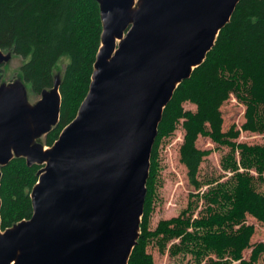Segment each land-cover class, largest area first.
Wrapping results in <instances>:
<instances>
[{"label":"water","instance_id":"1","mask_svg":"<svg viewBox=\"0 0 264 264\" xmlns=\"http://www.w3.org/2000/svg\"><path fill=\"white\" fill-rule=\"evenodd\" d=\"M96 1L90 90L51 149L37 141L60 121V79L35 105L22 82L0 85V166H44L32 218L3 232L0 171V264H129L164 110L242 0ZM11 59L0 49V66Z\"/></svg>","mask_w":264,"mask_h":264},{"label":"trees","instance_id":"2","mask_svg":"<svg viewBox=\"0 0 264 264\" xmlns=\"http://www.w3.org/2000/svg\"><path fill=\"white\" fill-rule=\"evenodd\" d=\"M102 32L96 0H0V49L25 60L21 71L27 86L38 94L52 89L56 68L66 62L60 121L46 135L45 146L52 147L77 117L90 90ZM232 95L246 107L245 123L225 132L222 107ZM186 103L196 110H186ZM181 122L185 135L180 162L196 191L209 188L192 193L179 216L151 230L160 148ZM242 132L264 134V0L238 4L205 62L179 85L165 108L151 156L140 237L129 264H155L148 252L153 243L162 254L168 250L172 257L191 256L188 264H264V244L252 245L255 227L247 223L251 216L264 224V144L238 143ZM200 137L231 149L222 160V169L231 174L226 181L200 179L210 154L197 146ZM42 168L29 167L24 158L0 167L3 231L32 218L31 195Z\"/></svg>","mask_w":264,"mask_h":264},{"label":"rangeland","instance_id":"3","mask_svg":"<svg viewBox=\"0 0 264 264\" xmlns=\"http://www.w3.org/2000/svg\"><path fill=\"white\" fill-rule=\"evenodd\" d=\"M24 61L25 60L21 56L12 54L11 61L0 66L1 84L9 85L17 81L22 82L27 88L28 101L32 105H35L41 100L42 96L41 94L35 93L23 81L21 66ZM65 67L66 62L64 61L58 65L55 70V76L57 78H62ZM184 106L186 110H196L193 104L186 103ZM245 112L246 107L244 104L232 95L222 107L224 131H229L234 125L238 129H241L242 125L245 123ZM184 135L185 131L181 122L176 132L170 138L165 139L161 145L159 155V177L156 187L157 195L150 220L151 230H155L160 221L179 216L180 213L188 207L191 201L190 195L192 193L197 194L200 191L205 192L209 188V185H205L200 191H196L189 182L187 169L180 162V149L183 144ZM45 138L46 136L38 139L37 143L45 146ZM236 141L248 145L264 144V134L242 132ZM197 146L201 150L210 152L209 156L204 159L201 165L200 179L203 182L208 180L226 181L231 174L222 169V160L231 152V149L228 147H220L206 137H200ZM45 148L51 149L52 147L45 146ZM237 159H239L238 154ZM202 205L203 201H201V207L196 211L195 217L198 216L202 209ZM247 223L255 227L252 245L259 243L264 244V224L251 216L248 217ZM148 252L153 256L155 264H188L191 260V256L185 258L182 255L172 257L168 250L166 253L162 254L154 243L148 247ZM251 253L252 249L245 251L244 257L249 259Z\"/></svg>","mask_w":264,"mask_h":264}]
</instances>
